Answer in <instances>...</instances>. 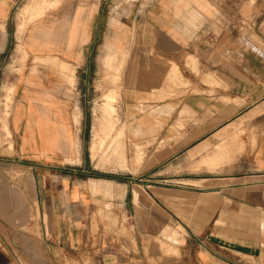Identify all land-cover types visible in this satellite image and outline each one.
Here are the masks:
<instances>
[{
  "label": "crops",
  "instance_id": "obj_1",
  "mask_svg": "<svg viewBox=\"0 0 264 264\" xmlns=\"http://www.w3.org/2000/svg\"><path fill=\"white\" fill-rule=\"evenodd\" d=\"M37 1L27 55L116 70L124 156L86 161L77 89L22 68L0 264H264V0Z\"/></svg>",
  "mask_w": 264,
  "mask_h": 264
},
{
  "label": "rangeland",
  "instance_id": "obj_2",
  "mask_svg": "<svg viewBox=\"0 0 264 264\" xmlns=\"http://www.w3.org/2000/svg\"><path fill=\"white\" fill-rule=\"evenodd\" d=\"M27 1L15 0L8 18H0V150L18 146L14 143L10 127L17 75L22 68L28 67L34 71L44 64L59 71L67 84L79 93L83 106V142L80 149L86 161L90 157L91 165L96 169L114 171L124 156L122 111L117 75L114 74L116 70L108 63L106 69L104 64L101 65L96 77L92 71L88 77L81 70L71 76L72 67L66 61L57 57H49L45 61L29 57L21 43V37L25 27L42 15V4L37 3V0L32 1L30 6H34L35 10L31 11L23 9L28 4ZM139 152H142L141 149Z\"/></svg>",
  "mask_w": 264,
  "mask_h": 264
},
{
  "label": "bare ground",
  "instance_id": "obj_3",
  "mask_svg": "<svg viewBox=\"0 0 264 264\" xmlns=\"http://www.w3.org/2000/svg\"><path fill=\"white\" fill-rule=\"evenodd\" d=\"M27 10L34 11L35 9H34V6H29V7H27ZM5 92H6V91H5Z\"/></svg>",
  "mask_w": 264,
  "mask_h": 264
}]
</instances>
